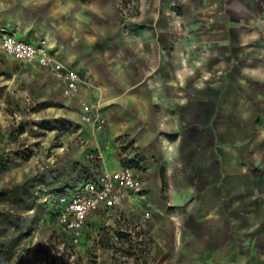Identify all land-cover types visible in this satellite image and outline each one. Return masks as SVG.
Listing matches in <instances>:
<instances>
[{
  "label": "rangeland",
  "instance_id": "374dc122",
  "mask_svg": "<svg viewBox=\"0 0 264 264\" xmlns=\"http://www.w3.org/2000/svg\"><path fill=\"white\" fill-rule=\"evenodd\" d=\"M11 13L0 0L1 21ZM112 13L95 52L67 65L86 81L77 95L66 96L51 71L0 56V264H253L251 233L230 234L224 252L193 250L189 233L179 241L170 216L183 209L168 196L173 186L156 140L142 144L152 115L136 98L145 94L139 83L157 54L166 79L172 68L193 69L184 80L195 89L180 93L195 102L212 98L196 111L208 117L211 107L221 117L230 148L244 124L264 128V0H117ZM34 36L19 37L46 39ZM109 66L119 73L109 74ZM156 113L164 124L167 108ZM142 157L146 201L122 213H92L73 243L56 219L55 199L118 162L143 169Z\"/></svg>",
  "mask_w": 264,
  "mask_h": 264
},
{
  "label": "crops",
  "instance_id": "0c3cea01",
  "mask_svg": "<svg viewBox=\"0 0 264 264\" xmlns=\"http://www.w3.org/2000/svg\"><path fill=\"white\" fill-rule=\"evenodd\" d=\"M5 1L6 8H10L12 13L4 21L0 18V30L10 26L11 29H19L20 37L34 33V38L48 39L58 59L66 65L73 62L81 65L87 52H95L102 38L101 26L114 24L112 11L117 4V0ZM109 46L115 47L114 44ZM0 56L9 58L4 53ZM151 60L153 66L145 68L143 74L146 78L139 83L145 94H141L140 99L136 98L137 104L152 115L143 124L142 144L148 145L156 140L155 149L164 166L168 167L167 180L173 186L168 196L183 209L170 216L175 234H179L177 238L180 241L185 233H189L193 250L224 252L232 248L229 245L232 244L230 234L251 233L253 264H264V128L252 122L242 124L241 135L232 133L236 145L230 148L228 140L221 136L222 130L228 129V126L218 124L221 117L216 119L211 107L208 117L196 111L197 106L212 105V98L207 101L206 94L195 102L192 95L180 93L181 89H187L186 86L194 88V83L184 80L193 69L172 68L168 72L173 77L166 79L158 65L157 54ZM186 62H183L185 66ZM107 72L117 74L119 70L109 66ZM123 72L129 73L127 67L122 68ZM87 73L89 75L92 70ZM85 83L82 80L81 91ZM102 87L105 89L110 85ZM166 89L174 94L166 96ZM157 106L167 108L169 113L164 124L162 115L156 113ZM153 119H156L154 126ZM141 164L143 169L138 168V172L146 181L148 161L142 157ZM122 165L118 162L110 169ZM138 204L141 203H129L126 210ZM250 209L251 214L247 212ZM249 217L252 221L246 219ZM247 223L252 224L250 231L245 227ZM245 238L242 237L243 242Z\"/></svg>",
  "mask_w": 264,
  "mask_h": 264
},
{
  "label": "built area",
  "instance_id": "2783aa9c",
  "mask_svg": "<svg viewBox=\"0 0 264 264\" xmlns=\"http://www.w3.org/2000/svg\"><path fill=\"white\" fill-rule=\"evenodd\" d=\"M0 53L51 71L63 84L66 96L81 92V77L58 59L47 39L26 41L15 34L0 33ZM146 199V186L138 168L126 163L117 169H103L74 194L59 195L54 201L56 219L71 234L72 242L78 243L92 213H122L129 203H143Z\"/></svg>",
  "mask_w": 264,
  "mask_h": 264
}]
</instances>
